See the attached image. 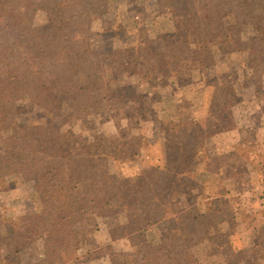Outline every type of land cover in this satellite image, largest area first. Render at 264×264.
Returning a JSON list of instances; mask_svg holds the SVG:
<instances>
[{"label": "rangeland", "instance_id": "rangeland-1", "mask_svg": "<svg viewBox=\"0 0 264 264\" xmlns=\"http://www.w3.org/2000/svg\"><path fill=\"white\" fill-rule=\"evenodd\" d=\"M47 1L2 3L10 10L22 7L17 23L22 29H40L58 14ZM90 1L66 0L76 16L53 33L51 49H42L52 54L63 43L71 55L88 49L94 58L84 65L74 60L82 81L54 89L49 110L22 93L0 128V263L133 264L131 259L141 262L152 245L170 244L176 219L178 235L197 232L201 238L190 244L191 258L181 264H264V10L223 11L224 0H195L196 6L193 0H105L104 13L88 7ZM193 12L201 24H211L206 33L183 32L193 23ZM72 31L84 42H63V34ZM43 34L34 32L31 54L38 53ZM202 40L207 53L187 52L189 43L196 50ZM115 50L122 52L114 55ZM91 60L97 65L89 69ZM95 73L104 79L95 81ZM55 102L63 103L61 111ZM49 124L65 136L47 150L52 161L108 154L103 165L110 183L104 186L112 207L106 216L87 213L65 227L70 248L61 261L46 256L49 231L34 233V215L48 209L51 199L28 165L47 138L36 135L34 126ZM171 124L183 125L179 136L194 140L184 156L192 171L174 195L157 188L160 198L167 195L172 217L147 225L128 215L144 200L139 176L168 167ZM21 128L33 130L19 133L16 141L24 151L17 155L8 137ZM102 197L104 192L98 193ZM211 206L216 209L208 210Z\"/></svg>", "mask_w": 264, "mask_h": 264}, {"label": "trees", "instance_id": "trees-1", "mask_svg": "<svg viewBox=\"0 0 264 264\" xmlns=\"http://www.w3.org/2000/svg\"><path fill=\"white\" fill-rule=\"evenodd\" d=\"M2 1L0 0V128H4L7 117L11 115L14 109L17 110L15 102L22 93L33 96L49 110V104L54 103V100H56L54 89L61 87L70 89L77 82L82 81L74 60H79L84 65L88 58L95 57L88 49L79 50L71 55L69 52L70 45L65 43L56 44V48L59 50L52 52V54L42 53V49H51L54 43L53 33L60 30L65 19L71 23L76 16L71 14L75 12L74 4L65 3L66 0H48L47 2H51L53 8H58V14L52 19L50 18L49 23L40 29L31 26L22 29L17 24L22 20L19 16L22 7L10 10L5 8ZM192 5H197L195 0L192 1ZM223 5V11L233 9L240 12L249 8L260 12L264 10V0H228V3L227 0H224ZM91 6L101 12H104L107 7L105 0L103 2L102 0H92L88 3V7ZM208 6L207 3L204 5V7ZM230 15L235 17L233 12H230ZM192 16L195 18L193 23L187 28L182 27L183 32L186 34L189 32L194 34L206 33L211 24H201V17L198 16L197 12H193ZM79 22L82 23L83 19L80 18ZM226 30H230V27ZM34 32H44V34L38 36V39L41 40L38 53L31 54L30 48L31 46L34 47L35 43L32 37ZM81 37L83 36L78 31H72L70 34H63V42L77 43L79 40L84 42V38ZM227 39L229 37H226ZM176 42L178 44L182 40L178 39ZM204 43V40L198 42L196 50L190 49L189 43L186 50L188 53L205 54L207 50ZM209 43L213 44L214 41L209 40ZM119 52L122 51L115 50L112 54L116 55ZM96 65L91 60L89 69ZM169 66L171 64L166 61L165 67L168 68ZM171 70L170 68L169 71ZM175 73L177 72L172 70V74ZM103 79L102 74H94L95 81ZM80 88L82 89V87ZM55 104L56 108L61 111L63 103L55 102ZM24 130L33 129L21 128L8 137L17 155L24 151L23 146L16 141V139L20 140L22 134L19 135V133ZM182 131L183 125L179 124H171L167 128L168 167L164 169L151 168L139 176L142 188L145 189L144 186H146V191L140 196L145 201L141 200L143 203L138 204L137 208L134 206L130 214H127L128 217L134 218V220L144 218L147 225L158 217H169V219L172 217L167 209L169 207H166L168 205L167 195L160 198L157 194V188L159 186L163 187L168 194L174 195L177 186L186 180L189 177L188 174L192 171V165L186 162L184 156L189 151L188 149L193 146L194 140L190 137L181 138L179 135ZM24 133L27 134L28 131ZM34 133L42 137L47 136V138L40 143V150H34V162H30L28 165L34 174V180L38 188L40 187L42 192L51 199L50 205L47 204L48 209H43L40 214L34 215V233L40 230L42 232L49 231L46 232L49 235V238L46 239V256L48 259L53 258L61 261L64 253L62 251L70 248L65 227L71 222L73 223L74 219L84 218L87 213L106 216V210L112 207L109 202L111 199L109 196L111 194L110 189L104 186L110 183L106 167L103 165L108 154L104 152L96 155L80 154L76 158H67L65 162L64 160L54 162L51 160L52 154H48L47 150L56 147L57 140L63 139L64 134L53 128L52 124L34 126ZM184 133L190 134V131L184 130ZM52 135L54 136L53 140H51ZM177 145H179L178 148ZM27 147L30 149L29 146ZM93 172L94 174L91 176ZM100 192H104V197L101 199L97 198ZM126 200V198L121 199L123 206L127 209L129 203ZM49 207H52L54 212H49ZM214 209H216V206L208 208V210ZM193 219L195 220L196 217ZM177 227L178 224L175 219V221H172L171 229L173 232L171 231L168 234L170 235L168 237L170 244L167 246L152 245L146 250V256L141 262L131 259L133 264H150V262L152 264H181L180 261L184 262V258L190 259V244L200 241V235L194 232L187 236H180L175 232ZM49 228H52V230H49ZM140 230L144 232L143 227ZM143 243H147L145 238ZM179 249H181V252H179ZM166 260H168V263H166Z\"/></svg>", "mask_w": 264, "mask_h": 264}]
</instances>
